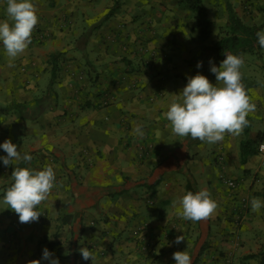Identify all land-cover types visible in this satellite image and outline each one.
<instances>
[{
  "label": "crops",
  "instance_id": "obj_1",
  "mask_svg": "<svg viewBox=\"0 0 264 264\" xmlns=\"http://www.w3.org/2000/svg\"><path fill=\"white\" fill-rule=\"evenodd\" d=\"M32 2L42 38L12 66L0 42V145L11 140L32 157L9 166L0 159V264H50L41 259L45 248L60 264H93L81 248L94 253V264H176L177 251L195 264L211 230L215 241L208 245L215 247L202 249V264H261L264 207L253 213L251 200L264 201V156L243 159L242 147L264 132L258 39L243 53L242 83L256 109L240 135L216 144L179 137L165 113L189 77L202 74L217 84L197 64L227 27L230 9L264 31V0L209 6L213 26L205 39L193 13L176 0ZM6 7L0 0V21L8 19ZM134 126L143 128L142 138ZM6 155L0 147V157ZM48 165L56 186L37 206L39 220L21 223L3 202L12 173ZM189 177L218 204L211 225L176 215ZM177 236L185 240L176 244Z\"/></svg>",
  "mask_w": 264,
  "mask_h": 264
},
{
  "label": "clouds",
  "instance_id": "obj_2",
  "mask_svg": "<svg viewBox=\"0 0 264 264\" xmlns=\"http://www.w3.org/2000/svg\"><path fill=\"white\" fill-rule=\"evenodd\" d=\"M37 13L38 9L32 0H7L8 19L0 21V42L9 66L32 43V33L39 22ZM256 35L259 46L264 48V31H259ZM225 55L226 58L219 67L213 63L210 69L216 76V85L202 74L189 77L181 94L177 95L179 101L171 103L165 117L170 122L174 135L190 136L203 143L216 144L222 142L225 135H240L249 125L247 117L255 111L256 105L242 83L241 68L244 59L231 53ZM200 67L202 62L197 64V68ZM133 133L141 138L145 135L141 126H134ZM0 147L7 153L0 157L5 166L12 165L13 161L32 160L31 155L22 156L11 140H6ZM12 179L14 183L6 190L3 202L18 214L21 223L38 221L41 213L36 210L37 206L48 200L56 186L53 167L48 165L43 170L15 167ZM173 204L175 206L176 202ZM262 207L264 201L259 198L251 200L253 213H259ZM217 208L218 204L212 199L211 193L200 190L196 193L188 191L183 195L175 211L183 220L196 223L210 219ZM184 240L185 236H177L175 243L180 244ZM79 251L84 260L91 259L94 264L95 255L92 251L88 248H81ZM41 259L50 264H60L59 259L53 258V253L47 248L43 250ZM173 259L176 264H191L187 251L175 252ZM29 264H41V260H32Z\"/></svg>",
  "mask_w": 264,
  "mask_h": 264
},
{
  "label": "trees",
  "instance_id": "obj_3",
  "mask_svg": "<svg viewBox=\"0 0 264 264\" xmlns=\"http://www.w3.org/2000/svg\"><path fill=\"white\" fill-rule=\"evenodd\" d=\"M180 5L185 9L191 11L197 21L198 27L200 28L201 36L205 39L209 37L213 22L210 19V14L204 5L203 0H177ZM258 28L255 26L245 25L241 19L230 9V21L227 27L221 30L220 36L209 46H206L202 50V69L208 74L213 75L211 72L212 64L214 63L217 67L226 58V53L242 56L243 53L253 47L254 43L257 42ZM211 61V63H210ZM261 139V134L253 142L247 140L243 142V159H246L250 154L257 153L256 149L251 147L252 144L258 145ZM198 142L200 140L195 139ZM197 192L196 184L192 178L189 177L187 182V192ZM264 264V260L261 262Z\"/></svg>",
  "mask_w": 264,
  "mask_h": 264
},
{
  "label": "rangeland",
  "instance_id": "obj_4",
  "mask_svg": "<svg viewBox=\"0 0 264 264\" xmlns=\"http://www.w3.org/2000/svg\"><path fill=\"white\" fill-rule=\"evenodd\" d=\"M177 1V0H176ZM178 2V1H177ZM203 2H204V5H205V7L209 10V6H211V7H215V9H217L216 7L219 5V4H221L222 2H223V0H203ZM179 4V3H178ZM180 5V4H179ZM182 6V5H181ZM183 7V6H182ZM213 9V8H212ZM36 34L34 35V37L32 38V42H34V41H36V40H40L41 38L39 37V36H41L42 35V33H43V30L41 29V28H39L37 25H36ZM216 158L220 161V162H223V160H224V157H223V155L222 154H217L216 155ZM222 179H224V182L225 183H227V185L229 186V187H231V188H234V187H232V186H230L229 185V182L230 181H234L233 179H229V178H227V177H225V176H222ZM236 182V181H235ZM244 203V205H246L247 203L244 201L243 202ZM211 223H212V221L209 219V224L211 225ZM210 229H211V226H210ZM213 237H214V239H215V232L214 231H210V235H209V237L207 238V240H206V245L204 244L203 245V247L201 248V250H200V254L202 255L203 253V251L205 252L207 249H209V248H212V247H215L213 244H210V245H208L209 244V241L211 242V241H215V240H213ZM210 239V240H209ZM262 246V249H263V251H264V240L260 243ZM202 249H203V251H202ZM205 249V250H204ZM201 255H200V258H199V263H197V261L195 262V264H202V261H203V257L201 258ZM203 256V255H202ZM263 258H264V256H263ZM213 260H215V256L212 258Z\"/></svg>",
  "mask_w": 264,
  "mask_h": 264
},
{
  "label": "built area",
  "instance_id": "obj_5",
  "mask_svg": "<svg viewBox=\"0 0 264 264\" xmlns=\"http://www.w3.org/2000/svg\"><path fill=\"white\" fill-rule=\"evenodd\" d=\"M36 34V28L34 30V35ZM34 35H32V38L34 37ZM43 36V33L41 36H39L40 38H42ZM257 152L260 154V155H263L264 156V132L261 134V139L257 145ZM229 185L232 186V187H235L236 186V182L235 181H230L229 182Z\"/></svg>",
  "mask_w": 264,
  "mask_h": 264
}]
</instances>
